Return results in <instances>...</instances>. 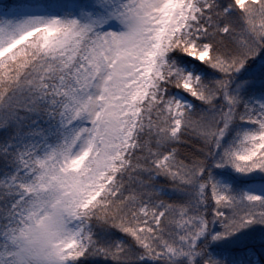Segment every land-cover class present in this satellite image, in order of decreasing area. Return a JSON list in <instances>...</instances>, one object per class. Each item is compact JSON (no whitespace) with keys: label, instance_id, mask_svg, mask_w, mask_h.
I'll use <instances>...</instances> for the list:
<instances>
[{"label":"snow or ice","instance_id":"snow-or-ice-1","mask_svg":"<svg viewBox=\"0 0 264 264\" xmlns=\"http://www.w3.org/2000/svg\"><path fill=\"white\" fill-rule=\"evenodd\" d=\"M0 264H264V0H0Z\"/></svg>","mask_w":264,"mask_h":264}]
</instances>
